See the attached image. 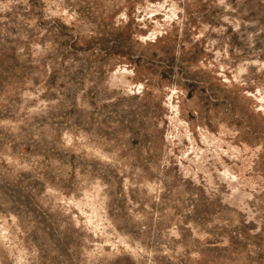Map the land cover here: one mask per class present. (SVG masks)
Segmentation results:
<instances>
[{
  "label": "rangeland",
  "instance_id": "374dc122",
  "mask_svg": "<svg viewBox=\"0 0 264 264\" xmlns=\"http://www.w3.org/2000/svg\"><path fill=\"white\" fill-rule=\"evenodd\" d=\"M0 264H264V0H0Z\"/></svg>",
  "mask_w": 264,
  "mask_h": 264
}]
</instances>
